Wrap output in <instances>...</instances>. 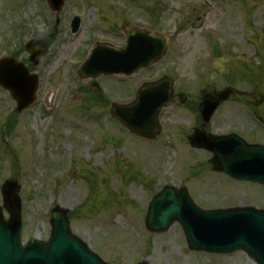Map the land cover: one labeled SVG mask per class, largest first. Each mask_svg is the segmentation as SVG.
Here are the masks:
<instances>
[{
    "label": "rangeland",
    "instance_id": "1",
    "mask_svg": "<svg viewBox=\"0 0 264 264\" xmlns=\"http://www.w3.org/2000/svg\"><path fill=\"white\" fill-rule=\"evenodd\" d=\"M75 16L82 24L72 34ZM128 23L168 36V55L129 78L101 77L102 91L90 92L79 66L97 42L124 45ZM29 40L44 48L37 102L14 114L0 88V205L4 184L16 180L24 242L47 240L59 207L108 264H254L242 251H192L179 224L152 233L145 219L166 186L187 189L205 210L264 209L263 186L226 177L198 146L201 134L231 133L264 145V0H67L59 15L44 0H0V58L27 59ZM166 75L189 101L162 110L159 137L137 138L112 119L113 103ZM223 93L203 127L198 101Z\"/></svg>",
    "mask_w": 264,
    "mask_h": 264
},
{
    "label": "water",
    "instance_id": "2",
    "mask_svg": "<svg viewBox=\"0 0 264 264\" xmlns=\"http://www.w3.org/2000/svg\"><path fill=\"white\" fill-rule=\"evenodd\" d=\"M51 8L60 10L64 0H48ZM80 20L73 21V31L79 29ZM127 45L114 49L98 44L80 70L82 79H90L91 90H98L100 76H131L160 61L167 53L169 40L160 34H150L127 28ZM33 43L27 45L33 53ZM36 55H34L35 57ZM33 58V57H32ZM0 84L17 101V112L35 101L38 85L36 76L12 58L0 61ZM175 99L174 80L164 77L145 84L136 99L127 104H113L112 117L121 122L132 134L143 139H155L161 133L160 112ZM211 99L203 102L202 116L209 122L217 109ZM200 145L214 153L219 168L239 180L264 185V147L248 146L236 135L211 138L200 135ZM16 182L4 187V203L11 219L4 220L0 208V264H106L69 229L66 211L57 208L52 213V231L48 242L38 240L27 246L21 244L22 221L13 209ZM178 221L188 245L193 251L228 254L244 250L257 264H264V210L238 208L204 211L192 201L187 190L165 188L156 196L148 209L147 228L156 233L168 231ZM140 264H149L144 261Z\"/></svg>",
    "mask_w": 264,
    "mask_h": 264
},
{
    "label": "flooded vegetation",
    "instance_id": "3",
    "mask_svg": "<svg viewBox=\"0 0 264 264\" xmlns=\"http://www.w3.org/2000/svg\"><path fill=\"white\" fill-rule=\"evenodd\" d=\"M36 44H37V43H36ZM36 48H37L38 50H41L42 53L44 52V51H43V47H42V46H39V44L36 45ZM204 97H205V99H206V98H209V97H212V96L205 95ZM225 97L227 98L228 95H227L226 93H223L222 96L219 97L218 99H220L221 102H222V101H224V100L226 99ZM202 98H203V97H201V98H200V101H198V108H199V109H200V105H201ZM214 98L217 99V97H214ZM188 101H189V99H188V97H187V99L185 100V103H187Z\"/></svg>",
    "mask_w": 264,
    "mask_h": 264
}]
</instances>
